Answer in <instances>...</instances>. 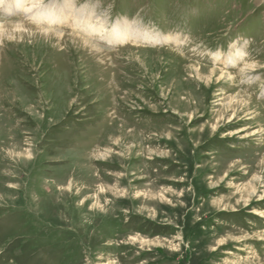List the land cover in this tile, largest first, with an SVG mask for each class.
<instances>
[{
    "label": "rangeland",
    "instance_id": "obj_1",
    "mask_svg": "<svg viewBox=\"0 0 264 264\" xmlns=\"http://www.w3.org/2000/svg\"><path fill=\"white\" fill-rule=\"evenodd\" d=\"M34 3L0 0V264H264V0Z\"/></svg>",
    "mask_w": 264,
    "mask_h": 264
},
{
    "label": "bare ground",
    "instance_id": "obj_2",
    "mask_svg": "<svg viewBox=\"0 0 264 264\" xmlns=\"http://www.w3.org/2000/svg\"><path fill=\"white\" fill-rule=\"evenodd\" d=\"M33 3H34V0H33ZM35 3H39V1L35 2ZM35 3H34V5L32 4L28 9H26V11L28 12V11H31L32 9H34ZM62 7L65 9V11L63 9H61L62 11H55V10H53V6L50 5L49 7H46V9L42 10L41 14L40 13L36 14V18L35 19L36 20L43 19V20L47 21L49 24H51L53 22H58L59 23V22H61L60 21V17L68 16V14L72 13L71 16H69V17L72 18V15L74 13L76 18H79L80 20L84 18L85 24L87 23L86 25H88V24L90 25L91 24L90 21L92 20L91 18H92L93 14H94L93 10H85V9H80L79 10L78 9V11H76V12L75 11L71 12L72 10H74V8L72 6H69L67 3H64V2H63ZM10 8L13 11H15L17 8H19V6L18 5H11ZM75 21H77V20H75ZM101 23L104 24L105 22L102 21ZM101 23H100V25L102 27L103 25ZM115 27H116L115 28V32L117 33L118 36L106 37V40L109 43H122L123 44L125 42H128L129 40H135V41H140L142 43H144V42L146 43L147 42V44H149V43H155L156 44V43H159V42L163 41V40L160 41V39L158 38V35H153V34H151L149 32H146V31L142 32L139 29L133 28L126 21H124V22H116L115 23ZM92 32L93 33H99V30H97V29L92 27ZM111 32H112V30H111ZM164 40H166L164 42H167L168 38H166ZM241 56H242V51L239 50L236 53L231 54L230 57L228 58V61H230V63H234L237 60H239L241 58ZM247 68H249V67H247ZM249 70H250V68H249Z\"/></svg>",
    "mask_w": 264,
    "mask_h": 264
}]
</instances>
